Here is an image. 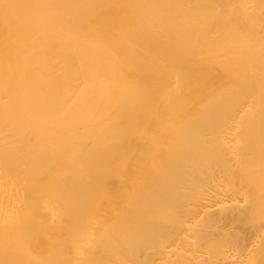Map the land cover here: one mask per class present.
<instances>
[{
	"label": "bare ground",
	"instance_id": "1",
	"mask_svg": "<svg viewBox=\"0 0 264 264\" xmlns=\"http://www.w3.org/2000/svg\"><path fill=\"white\" fill-rule=\"evenodd\" d=\"M0 264H264V0H0Z\"/></svg>",
	"mask_w": 264,
	"mask_h": 264
}]
</instances>
